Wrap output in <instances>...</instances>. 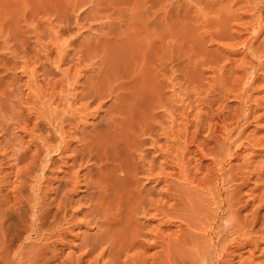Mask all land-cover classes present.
Listing matches in <instances>:
<instances>
[{
	"label": "rangeland",
	"instance_id": "rangeland-1",
	"mask_svg": "<svg viewBox=\"0 0 264 264\" xmlns=\"http://www.w3.org/2000/svg\"><path fill=\"white\" fill-rule=\"evenodd\" d=\"M125 31H129L128 34ZM137 34L148 44L150 42L148 48L147 42L146 47L144 42L140 44ZM127 35H134L140 46L136 39L133 42ZM142 60L146 61L144 65L140 63ZM263 62L264 0H0V204L4 203L5 195L12 193L21 199L15 212L9 209L7 212L10 215L6 220L9 221L4 227L8 228L10 236L4 240L3 264H21L19 254L25 256L28 251H58L60 261L66 260L63 258L69 254L71 259L77 258L85 251L81 249L82 243L93 238L96 228L86 223L89 193L82 184L83 177L90 172L87 170L95 171L93 166L85 165L84 171L78 170L74 156L84 141L102 131L104 136H99L105 137L110 149H117V153L113 150L114 154L118 156L121 149L122 159L137 160L136 165L133 163L136 172L144 173L138 174L135 180L138 188L133 183L132 189L126 187L135 190L133 193L141 192V197L146 196H143L144 201L149 202L146 214L135 215V224L141 234L136 241L143 246L131 250L128 255L133 256L139 249L148 264H264V65L255 67ZM139 63L144 66H141L143 71L135 73V80L133 76V79L128 78L134 83L123 81L126 75L130 77L134 73ZM89 81L94 89L98 85L97 91L100 88L99 98L98 93L94 98L82 95L92 88L91 84H86ZM48 85L52 87L49 89ZM108 88L116 90L117 94L111 90L112 94L108 93ZM96 97L98 100L94 101ZM89 99L91 104L85 109L82 106ZM100 100L104 105L100 102L97 110ZM113 103L119 105L115 107ZM119 109L126 113L119 116L125 117L123 128L120 127L126 137L124 133L113 136L111 131L112 139L116 137L113 141L107 129L113 130L111 123L120 124V118L114 120L112 117V113L118 117ZM51 113L53 121H47ZM106 115H111L114 122L105 118ZM63 119L70 123L65 124ZM100 125L105 127V132ZM33 129L36 135L30 133ZM118 143H124V147ZM127 148L132 149L131 153L138 150V155L133 152L136 155L133 158ZM198 150H203L202 154ZM141 160L147 162L141 164ZM148 167L151 174L147 172ZM144 168H148L147 171ZM76 171L78 185L72 192V181H75L72 176ZM68 177L72 180L69 185ZM12 184H16L14 189L17 190H12ZM119 187L124 188L115 184L116 190ZM67 191L72 200L67 207L70 210L66 211L64 223L59 221L60 225H54L56 208L53 206L57 207L63 197L61 194ZM23 199L29 200V205ZM4 206L0 209L7 211ZM124 206L129 208V204ZM42 211H48L47 220L41 219ZM33 215L36 219L32 227ZM228 217L231 222L226 221ZM67 220L74 223H67ZM53 226L61 229L53 231ZM66 227L70 229L67 231ZM34 229H39L40 235L32 234ZM56 232H65L64 237H56ZM24 234H29V238L25 239ZM2 239L0 237V242ZM16 251L21 253L14 259ZM100 261L99 264H104L106 256Z\"/></svg>",
	"mask_w": 264,
	"mask_h": 264
},
{
	"label": "bare ground",
	"instance_id": "bare-ground-1",
	"mask_svg": "<svg viewBox=\"0 0 264 264\" xmlns=\"http://www.w3.org/2000/svg\"><path fill=\"white\" fill-rule=\"evenodd\" d=\"M134 16V15H133ZM126 28V27H125ZM129 29V28H128ZM127 29V30H128ZM139 29V28H138ZM136 30V29H135ZM131 31V30H130ZM134 31V30H133ZM125 32H127V31H125ZM129 32V31H128ZM128 32H127V34H128ZM137 32V31H136ZM148 32V31H147ZM114 33V32H113ZM132 33V32H131ZM130 33V34H131ZM120 34V33H119ZM123 34V33H122ZM133 34V33H132ZM134 34H136V33H134ZM121 35V34H120ZM138 35V34H137ZM142 35V33L140 34V36ZM145 35V34H144ZM147 35V34H146ZM123 37V36H122ZM124 37H125V35H124ZM127 37H128V35H127ZM127 37L125 38V39H127ZM130 38H132L131 40L134 42L135 40L134 39H136V41H137V44H138V46H140V44H142V42H144V47H146L147 45V47L146 48H148L149 47V44H150V42H149V44H148V42H147V40H146V42H145V40H143L142 39V37H141V39L139 38V35H138V38H139V41H140V44H139V41H138V39L136 38V37H134V35L131 37V35L129 36ZM128 37V38H129ZM120 39V38H119ZM122 39H124V38H122ZM124 39V40H125ZM145 39H146V36H145ZM126 41V40H125ZM124 41V42H125ZM142 41V42H141ZM148 41H149V39H148ZM152 41V40H151ZM126 43V42H125ZM124 43V44H125ZM128 43H129V46H130V43H131V41H128ZM145 43H146V46H145ZM117 44V43H116ZM127 44V43H126ZM132 45H133V43H132ZM131 47V46H130ZM129 47V48H130ZM134 47V46H133ZM123 48H125V47H123ZM132 48V47H131ZM136 48V47H135ZM145 48V49H146ZM151 48V47H150ZM114 49H116V48H114ZM134 49V48H133ZM138 49V48H137ZM139 49H143V47L142 48H139ZM122 50V49H121ZM135 50V49H134ZM133 50V51H134ZM123 51H125V50H123ZM130 51V50H129ZM137 51V50H136ZM150 51V50H149ZM142 52V51H141ZM143 52H145V51H143ZM119 53H121V52H119ZM126 53V52H125ZM134 53H135V51H134ZM135 54H137V53H135ZM152 54V53H151ZM112 56V55H111ZM117 56V55H116ZM125 57V56H124ZM127 57V56H126ZM129 57H131V56H129ZM133 58V57H132ZM135 58V57H134ZM103 59V58H102ZM142 59V58H141ZM136 60V59H135ZM138 60H140V57H139V59ZM132 61V60H131ZM146 62V61H145ZM145 62H143V60L140 62L141 64H145ZM103 63V62H102ZM112 63V62H111ZM115 63V62H114ZM134 63V62H133ZM139 63V64H140ZM251 63V62H250ZM110 64V63H109ZM116 64V63H115ZM128 64V63H127ZM137 65L138 67L134 70V73L130 76V77H127V75H126V77L123 79V81L125 80V79H127L128 80V83H130L131 82V80L130 79H133L134 77H136L137 76V74L135 75V73H140V71H143V70H141L142 68H141V66L142 67H144L143 65ZM147 64V63H146ZM101 65V64H100ZM102 65H104V63L102 64ZM112 65V64H111ZM114 65V64H113ZM263 65H264V62L263 63H260V64H257L255 67H256V69L258 68V67H263ZM134 66V65H133ZM140 66V67H139ZM252 67V66H251ZM147 68V67H146ZM155 68V67H154ZM254 68V67H253ZM126 69H128V68H126ZM125 69V70H126ZM131 69H133V68H131ZM145 69V68H144ZM153 69V68H152ZM252 69V68H251ZM98 70H100V69H98ZM129 70V69H128ZM147 70V69H146ZM127 71V70H126ZM116 72V71H115ZM254 72H255V69H254ZM114 73V72H113ZM127 73V72H126ZM125 73V74H126ZM153 73V72H152ZM115 74V73H114ZM121 74V73H120ZM135 75V76H134ZM140 75V74H139ZM96 76V75H95ZM105 76V75H104ZM108 76V75H107ZM111 76H113V74L111 75ZM133 76V78H131ZM93 77V76H92ZM122 77H124V76H122ZM139 77V76H138ZM137 77V78H138ZM115 78V77H114ZM128 78H130V79H128ZM136 78V79H137ZM145 78V77H144ZM93 79V78H92ZM91 79V80H92ZM105 79V78H104ZM140 79H141V77H140ZM108 79L106 78V81H107ZM114 80V79H113ZM119 80V79H118ZM126 80V81H127ZM133 80H135V78L133 79ZM138 80V79H137ZM109 81V80H108ZM125 81V82H126ZM263 81V80H262ZM97 82V81H96ZM96 82H95V86H96ZM115 82H116V78H115ZM119 82V81H118ZM125 82H122V83H125ZM87 83H89V84H91V86L93 85L92 83H90V81L89 82H86V84ZM127 83V82H126ZM132 84L134 83V82H131ZM109 83L107 82V85H108ZM111 84V83H110ZM116 84V83H115ZM119 84V83H118ZM117 84V85H118ZM80 85V84H79ZM106 85V86H107ZM122 85H124V84H122ZM87 86V85H86ZM90 86V87H91ZM94 86V87H95ZM98 86V85H97ZM96 86V87H97ZM101 86V85H100ZM120 86H121V84H120ZM125 86V85H124ZM48 87H49V85H48ZM50 87H52V86H50ZM50 87H49V89H50ZM84 88H85V85L83 86ZM82 87V88H83ZM88 87V86H87ZM96 87H95V89L93 88V86H92V88L90 89L89 87H88V89H90L89 91H88V89L86 90V91H88L87 93H84V94H82V95H85L86 96V94H88L87 96L88 97H92V98H94L95 96V93L97 94L98 92H99V90H100V88H98L99 90L97 91L96 90ZM116 87V86H115ZM119 87V86H118ZM101 88H102V86H101ZM120 88V87H119ZM119 88H118V90H119ZM122 88V87H121ZM124 88V87H123ZM126 88V87H125ZM129 88V87H128ZM142 88H143V86H142ZM219 88V87H218ZM48 89V88H47ZM93 89V91H91ZM107 89V88H106ZM109 89V88H108ZM113 89V88H112ZM82 90V89H81ZM85 90V89H84ZM102 90V89H101ZM111 89H109L108 91V93H110L111 91H110ZM121 90H123V89H121ZM106 91L107 90H105V91H103L104 93L103 94H105L106 93ZM116 91V90H115ZM115 91H112V92H115ZM128 91V90H127ZM215 91V90H214ZM81 92V91H80ZM85 92V91H84ZM112 92H111V94H112ZM122 91H120V93H121ZM128 92H130V91H128ZM127 92V93H128ZM49 93H51L52 94V91L51 92H49ZM116 93V92H115ZM119 93V92H118ZM122 93H124V92H122ZM126 93V92H125ZM124 93V94H125ZM141 93V92H140ZM145 93V92H144ZM117 94V93H116ZM45 95V94H44ZM59 95H61V94H59ZM79 95H80V93H79ZM99 95V93L97 94V96ZM100 95H101V93H100ZM107 95V94H106ZM110 95V94H109ZM108 95V96H109ZM121 95V94H120ZM126 95V94H125ZM227 95V94H226ZM233 95V94H232ZM43 96V95H42ZM47 96V95H46ZM49 96V95H48ZM51 96V95H50ZM52 96H54V94L52 95ZM75 96H76V94H75ZM94 96V97H93ZM103 96V95H102ZM124 95H122V97H123ZM127 96H129V95H127ZM44 97V96H43ZM60 97H62V96H60ZM41 98V97H40ZM48 98V97H47ZM65 98V97H64ZM63 98V99H64ZM83 98V97H82ZM97 98V97H96ZM98 98H99V96H98ZM98 98L97 99H95L94 101H96V100H98ZM101 98V97H100ZM105 98V97H104ZM114 98V97H113ZM117 98V97H116ZM119 98V97H118ZM117 98V99H118ZM134 98H136V97H134ZM46 99V98H45ZM44 99V100H45ZM55 99H56V97H55ZM62 99V100H63ZM72 99L73 100H75V97H72ZM80 99V98H79ZM85 99V98H84ZM84 99H82V100H84ZM121 99V98H120ZM128 99V98H127ZM138 99V98H137ZM136 99V100H137ZM216 99V98H215ZM41 100H42V98H41ZM52 100V99H51ZM50 100V101H51ZM78 100V97H77V99H76V101ZM85 100H88L87 98L85 99ZM93 99H91V101H92ZM102 100H103V98H102ZM102 100H100V101H98L99 102V104L97 103L96 104V106H98L97 108V110H99L100 109V107L99 106H101L100 105V102L102 101ZM105 100V99H104ZM133 100V99H132ZM40 101V100H39ZM54 101V100H53ZM58 101H60V100H58ZM75 101V103H77ZM79 101H81V100H79ZM110 101V100H109ZM118 101H119V99H118ZM125 101V100H124ZM129 101H130V99H129ZM128 101V102H129ZM48 102H49V100H48ZM48 102H47V105H48ZM60 102H63V101H60ZM72 102V101H71ZM70 102V103H71ZM88 103H86V104H84V106H82V107H84L85 109H87L88 107H89V105L91 104L90 103V99H89V101H87ZM70 103H69V105H70ZM74 103V104H75ZM102 103V102H101ZM122 103H123V101H122ZM130 103V102H129ZM46 104V103H45ZM52 104V103H51ZM65 104V103H64ZM71 104H73V103H71ZM103 105H104V103H102ZM112 104V103H111ZM115 103H113V105H114ZM50 105V104H49ZM48 105V106H49ZM62 105V104H61ZM116 105L118 106L119 105V103L117 104H115L114 106L116 107ZM123 105V104H122ZM124 105H126V104H124ZM72 106V105H71ZM129 106V105H128ZM127 106V107H128ZM69 107V106H68ZM111 107V106H110ZM110 107H108V108H110ZM113 107V106H112ZM115 107H113V108H115ZM126 107V106H125ZM132 107V106H131ZM42 108V107H41ZM48 108V107H47ZM70 108V107H69ZM74 108V107H73ZM83 108V111L85 110ZM113 108H111V111L112 110H114ZM119 108V107H118ZM121 108V107H120ZM123 108H124V106H123ZM126 109V108H125ZM128 109V108H127ZM126 109V110H127ZM135 109V108H134ZM74 110H77L76 108L74 109ZM95 110H96V107H95ZM120 111H118L117 110V113L116 114H118V117L116 116V118H115V113H114V116H113V113H112V117H114V120L115 119H117V118H120V119H118V120H121V122H119L120 124H115L114 125V120L113 119H110V117H111V115H110V117H108V115H106L105 116V118H109L110 119V121H112V122H114V123H111L110 121V123H111V125L113 124V130L111 129V128H108V126H106V128H108L107 130H109V132H108V134L110 135V132L111 131H113V132H111L112 133V135L113 136H121L123 133H124V136H125V132L123 131V123H122V121L123 120H125L124 118H121V117H119L120 115H122L123 114V112L125 113V111H123V109H119ZM130 110V109H129ZM47 111V110H46ZM81 111H82V109H81ZM82 111V112H83ZM86 111V110H85ZM68 112H69V109H68ZM72 112V110L70 111V113ZM74 112V111H73ZM114 112H115V110H114ZM34 113V112H33ZM74 113H76V111L74 112ZM96 113V112H95ZM94 113V114H95ZM106 113V112H105ZM109 113V112H108ZM130 113V112H129ZM129 113H127V115L129 114ZM63 114V113H62ZM71 114H73V113H71ZM83 114H84V112H83ZM126 114V113H125ZM150 114V113H149ZM241 114V113H240ZM77 115H81L80 114V112H78L77 113ZM132 114L130 113L129 114V116H131ZM244 115V114H243ZM47 116V115H46ZM61 116V115H60ZM71 116V115H70ZM69 116V117H70ZM73 116V115H72ZM72 116H71V118H72ZM48 117H50L51 119H49ZM47 117V121L48 120H52V118H54V117H52V113H51V116H48ZM74 117V116H73ZM111 117V118H112ZM128 117V116H127ZM146 117V116H145ZM241 117V116H240ZM39 118V117H38ZM59 118V117H58ZM80 118V117H79ZM239 118V117H238ZM60 119V118H59ZM68 119V118H67ZM130 120H131V117L129 118ZM73 120V119H72ZM127 120V119H126ZM153 120V119H152ZM53 121V120H52ZM61 121V120H60ZM62 121H64V119L62 120ZM70 121V120H69ZM79 121V120H78ZM77 121V122H78ZM105 120L103 119V122H104ZM108 121V120H107ZM145 121V120H144ZM75 122V121H74ZM86 122V121H85ZM109 122L107 123V125L109 124ZM64 123H65V121H64ZM66 123H70V122H66ZM65 123V124H66ZM101 123V122H100ZM99 123V124H100ZM106 123V122H105ZM126 124H128L127 122H125ZM148 123V122H147ZM49 124H51V122L49 123ZM48 124V125H49ZM57 123H54V125H56ZM59 124H60V122H59ZM140 124V123H139ZM150 124V123H149ZM151 124H153V123H151ZM206 124V123H205ZM73 125V124H72ZM98 125V124H97ZM103 125V124H102ZM106 125V124H105ZM105 125H103V126H105ZM120 125H122V128L120 127ZM82 126V125H81ZM96 126V125H95ZM94 126V127H95ZM99 126V125H98ZM101 126V125H100ZM103 126H101V128L103 127ZM129 126V125H128ZM127 125H126V127H128ZM213 126V125H212ZM53 127V126H52ZM63 127V126H62ZM77 127V126H76ZM151 127V126H150ZM54 128H55V126H54ZM71 128H73L72 126H71ZM83 128V127H82ZM96 128V127H95ZM98 128V127H97ZM153 128H154V126H153ZM57 129V128H56ZM102 129H104V132L106 131L105 130V127L104 128H102ZM102 129H100L99 128V130L100 131H102ZM138 129H140V128H138ZM204 129V128H203ZM217 129V128H216ZM39 130V129H38ZM59 130V129H58ZM58 130H57V132H58ZM77 130V129H76ZM94 130V129H93ZM91 131V132H93V133H95V131ZM96 130V129H95ZM98 129H97V131H99ZM143 129H141V131H142ZM202 130V129H201ZM209 130V129H208ZM40 131V130H39ZM60 131V134H61V131L62 130H59ZM75 131V130H74ZM99 131V132H100ZM129 131V130H128ZM34 132V129H33V131L32 132H30V133H33ZM98 132V133H99ZM103 132V131H102ZM102 132L101 133H99V134H97V135H94L90 140H87V141H84V143L82 144V146L80 147V149H79V151H78V153L77 154H75V156H74V165H76L78 168V170L79 169H83V171H84V168H85V166H93L92 168H93V170L95 171V173H93V172H91V170H87L89 173H87V171H86V175L83 177L84 178V184H82L84 187H85V190H87L88 191V195H89V200H88V203H89V206L87 207V212L88 213H86L87 215H86V217L88 218L87 219V221H86V223L88 224V225H94L93 226V228L95 227L96 229V232L92 235V237L93 238H91L90 240H85V242H81L82 244V248L81 247H79V248H81V249H84L85 251L84 252H81V254L79 255V256H76L77 258H74V259H71V258H73V257H71L70 256V254L68 255V256H70V257H68L67 256V258L69 259H67V258H63V259H66V260H63V261H60V256H59V254L57 253L58 251H55L54 252V250L53 251H51V252H49V251H47V252H49V254H47V252H45V251H39V252H31V253H28V252H30V251H28L29 250V248H28V252H27V254L24 256L23 254H19V252L18 251H16V253L15 254H13V257H14V259L15 258H17L18 257V254H19V259H20V263L21 264H83V263H87V264H99V261L100 260H102L103 258H104V256H106V259H107V261L106 262H103L104 264H126V263H128V262H131L130 264H148V261H147V259L146 258H144L143 257V254H140L139 253V249H138V251L136 252V253H134L133 254V256H131V255H128V252H130L131 250H133V249H136L138 246H141L142 244H140V245H138V242L136 241L137 239H139L138 237H140L141 238V234L138 232V227L136 226V224H135V217L139 214V212H141V213H143V214H146L147 212H148V209L146 208V205L149 203L148 201V203H146V201H144L145 200V198H143V196L144 197H146L145 195H143L142 197H141V192L139 193L138 191L140 190V189H136V191L139 193H137L136 194V192H134L133 193V191H135V190H131L132 188V183L136 186L137 184L135 183L136 181H137V176H138V174H140V173H143L142 171H140V167L142 168L143 167V165L141 166L140 165V167H138V170L140 171V173L138 172H136V166H134V164L137 162V160L134 162V160L135 159H132V158H130L128 155H127V157H129L130 159H132V161H130V160H125L124 159V157H123V159H122V156H121V149L120 150H118V152H119V157L117 156V149L115 150V149H113V150H115V154H114V152H113V150L112 149H110V145H108V144H110V143H106V140L104 141V138L105 137H103V138H101V136H104V135H102ZM145 132V131H144ZM143 132V133H144ZM152 132H153V130H152ZM151 132V133H152ZM63 133V132H62ZM75 133V132H74ZM116 133V134H115ZM132 133V132H131ZM130 133V134H131ZM142 133V132H141ZM208 133V132H207ZM214 133V132H213ZM34 134V133H33ZM39 134H41V133H39ZM55 134H57L58 135V133H55ZM84 134H86V133H84ZM91 133H89V135H90ZM106 135V133H105V135H106V137H108L109 135ZM129 134V133H128ZM145 134V133H144ZM211 134V133H210ZM34 135H36V134H34ZM34 135H32V136H34ZM61 135H63V134H61ZM87 135V134H86ZM99 135H101V136H99ZM112 135H110L111 136V138H110V136H109V139H112L113 137H112ZM134 135V134H133ZM140 135V134H139ZM48 136V135H47ZM92 136V135H91ZM90 136V137H91ZM123 136V135H122ZM128 136V135H127ZM137 136V135H136ZM135 136V137H136ZM30 137V136H29ZM35 138H36V136H34ZM42 137H44V136H42ZM41 137V139H43ZM126 137V136H125ZM130 138H131V136H129ZM132 137H134V136H132ZM142 137V136H141ZM212 137H214V136H212ZM32 138V137H31ZM34 138V139H35ZM61 138H64V136L63 137H61ZM88 138V137H87ZM116 138V137H115ZM114 138V139H115ZM124 138V137H123ZM122 138V139H123ZM139 138V137H138ZM191 138H192V136H191ZM190 138V139H191ZM80 139V138H79ZM78 139V140H79ZM83 139H85V138H83ZM114 139H112L113 141H114ZM119 138H117L116 139V141L118 140ZM120 139H121V137H120ZM32 140V139H31ZM63 140V139H62ZM111 140V141H112ZM126 140V139H125ZM131 140V139H130ZM35 142H38V141H36V140H34ZM33 141V142H34ZM43 141V140H42ZM69 141V140H68ZM44 142V141H43ZM63 142V141H62ZM62 142H61V144H62ZM108 142H110V141H108ZM128 142H129V140H128ZM178 142V141H177ZM39 143V142H38ZM120 143V142H119ZM117 144V145H121L122 144V146L124 147V143H121V144ZM134 143V142H133ZM34 144V143H33ZM45 145L47 144V143H44ZM60 145V144H59ZM108 145V146H107ZM126 146L128 145V144H125ZM198 145V144H197ZM204 145V144H203ZM209 145V144H208ZM217 145V144H216ZM33 146V145H32ZM47 146V145H46ZM64 146V145H63ZM67 146V145H66ZM116 146V145H115ZM118 146V147H119ZM130 146H132V147H134L133 145H130ZM136 146V145H135ZM185 146H186V144H185ZM184 146V147H185ZM71 147V146H70ZM200 147V146H199ZM202 147V146H201ZM200 147V148H201ZM45 148V147H44ZM58 148H60V147H58ZM72 148V147H71ZM121 148V147H120ZM129 148V147H128ZM128 148L126 149L127 150V152L130 150V151H132V149L130 148L129 150H128ZM135 148H138L137 146L135 147ZM134 148V149H135ZM140 148H141V146H140ZM197 148V147H196ZM199 148V149H200ZM218 148V147H217ZM68 149V148H67ZM62 150V152H63V149H61ZM123 151H125L124 150V148L122 149ZM135 150H137V149H135ZM66 151V150H65ZM68 151V150H67ZM66 151V152H67ZM122 151V152H123ZM129 151V152H130ZM198 151H201V152H199V153H201L202 154V151L203 150H198ZM215 151H216V149H215ZM23 152V151H22ZM25 152V151H24ZM24 152H23V154H24ZM60 152V151H59ZM134 153H135V151H133ZM133 152L131 153V154H133ZM139 151L137 150L136 151V153L135 154H137ZM229 152V151H228ZM121 153V154H120ZM123 153H125V152H123ZM130 153H128V154H130ZM135 154H133V158H134V155ZM145 154V153H144ZM18 155V154H17ZM21 155V154H20ZM36 155V154H35ZM60 155V154H59ZM70 155V154H69ZM123 155V154H122ZM138 155V154H137ZM204 155V154H203ZM19 156V155H18ZM25 156V155H24ZM23 156V157H24ZM70 156H72V154L70 155ZM69 156V157H70ZM124 156V155H123ZM136 156V155H135ZM142 158H143V156L142 155H140ZM147 156V155H146ZM26 157V156H25ZM61 157V156H60ZM73 157V156H72ZM126 157V158H127ZM208 157V156H207ZM6 158V157H5ZM19 158H22V157H19ZM61 158H67V156L66 157H61ZM128 158V159H129ZM16 159H18L17 157H16ZM24 159V158H23ZM70 159V158H69ZM141 159V158H140ZM144 159V158H143ZM20 160V159H19ZM61 160V159H60ZM72 160V159H71ZM139 160V159H138ZM166 160V159H165ZM16 161V160H15ZM57 161V160H56ZM19 162V161H18ZM60 162V161H59ZM131 162V163H130ZM139 162H140V160H139ZM145 162V161H144ZM144 162H142V160H141V164H143ZM147 162V161H146ZM145 162V163H146ZM216 162V161H215ZM32 163H34V162H32ZM63 163V162H62ZM134 163V164H133ZM151 162H149V164H150ZM133 164V165H132ZM171 164V163H170ZM30 165H32V166H34L33 164H30ZM63 165V164H62ZM72 164H70V167H73L74 168V166H71ZM83 165H85L84 167H83ZM136 165V164H135ZM137 165H139V164H137ZM145 165V164H144ZM148 165V164H147ZM177 165V164H176ZM67 166V165H66ZM150 166V165H149ZM11 167V166H10ZM34 168V167H33ZM149 168V167H148ZM148 168H144L145 169V171H147V169ZM20 169V168H19ZM75 169V168H74ZM76 169V170H77ZM86 169V168H85ZM144 169H143V171H144ZM142 170V169H141ZM24 171V170H23ZM73 171H75V170H73ZM82 171V172H83ZM149 171H151V169L149 168L148 169V174L150 173ZM160 171V170H159ZM73 173V172H72ZM71 173V174H72ZM90 173H92V174H90ZM137 173V174H136ZM20 174H21V172H19V175L18 176H20ZM23 174V173H22ZM69 175V176H72V175ZM144 174V173H143ZM142 174V175H143ZM151 174V173H150ZM244 174V173H243ZM247 174H250V173H248L247 172ZM24 175V174H23ZM73 175L74 176H72V178H73V180H75L74 182L72 181V180H69V177L67 178L68 180V184L67 185H69V181H72V183H73V185H71V186H73V190H71L72 192L75 190V188H76V186L78 185V178H79V175H78V171H76V172H74L73 173ZM141 175V174H140ZM139 175V176H140ZM146 175H147V173H146ZM154 175V174H153ZM157 176H158V174H156ZM228 175V174H227ZM245 175V174H244ZM17 176V175H16ZM26 176H29V177H31V175H26ZM33 176L34 175H32V178H33ZM148 176V175H147ZM259 176V175H258ZM28 177V178H29ZM35 177V176H34ZM135 177H136V179H135ZM156 177V176H155ZM20 178V177H19ZM80 178H81V176H80ZM140 178V177H139ZM70 179H71V177H70ZM83 180V179H82ZM136 180V181H135ZM66 181V182H67ZM222 181V180H221ZM20 182V181H19ZM18 182V183H19ZM1 183V182H0ZM2 183H4V182H2ZM21 183H22V181H21ZM25 183V182H24ZM64 183V182H63ZM138 183V182H137ZM206 183V182H205ZM23 184V183H22ZM22 184H21V186H22ZM115 184L117 185V184H120V185H122V186H124V188L123 187H121V188H123V190H121L120 189V187H119V189H120V192L119 191H117V190H119L118 188H117V190H116V188H115ZM13 185V189L12 190H17V189H14V186H16V184L14 185V184H12ZM65 186H67L66 184H64ZM80 185V184H79ZM229 185V184H228ZM2 186V185H1ZM19 186V185H18ZM17 186V187H18ZM21 186H19L20 188H21ZM127 186H129V188H131V189H128V188H126ZM18 187V188H19ZM135 187H133V189H134ZM136 188H138L137 186H136ZM2 189H4V188H2ZM9 189H10V186H9ZM24 189H25V187H24ZM126 189H128L127 191H126ZM11 190V191H12ZM22 190V192H23V189H21ZM21 190H19V192L21 191ZM57 190H59V189H57ZM125 190V191H124ZM2 191H4V190H2ZM141 191V190H140ZM151 191V190H150ZM1 192V191H0ZM13 192H17V191H13ZM19 192H17V193H19ZM21 192V193H22ZM84 192V191H83ZM86 192V191H85ZM143 192H145V191H143ZM234 192H235V190H234ZM59 193V192H58ZM64 193V192H63ZM151 193V192H150ZM56 194V193H55ZM61 194V193H60ZM145 194V193H144ZM149 194V193H148ZM23 195V194H22ZM58 195V194H57ZM153 195H154V193H153ZM232 195V194H231ZM61 196H63L62 198L60 197V202L59 203H57L58 205H57V207H55V206H53L54 208H56L55 210H54V214H53V224L54 225H56V224H58V222L59 221H64L65 222V214L67 213L66 211L67 210H70V209H67V207L71 204V197H70V194H69V191H67L65 194H61ZM158 196V195H157ZM171 196V195H170ZM23 197H25V196H23ZM160 197V196H159ZM263 197V196H262ZM20 197L19 196H16V194L15 193H12V195H5L4 196V199H2V201L4 202V203H1L0 204V206L2 205V206H4V204H5V206L4 207H6V209H7V211H4V210H1V211H3L1 214H0V237H2V238H4V239H2L3 241H1L0 242V264H3V258H4V254H5V242H4V240H6V237L7 236H10V235H7V229H6V227H4L6 224V221H9V220H6L7 218H8V216L10 215H8V211L9 210H15V209H17V206H19V202H20V200L21 199H19ZM59 198V197H58ZM26 199H27V197H26ZM44 199V198H43ZM56 199H57V197H56ZM128 199H130L131 201H133L132 203H134V204H132L131 205V202L129 203V200ZM154 199V198H153ZM152 199V200H153ZM156 199H158V198H156ZM164 199V198H163ZM25 199H23V201H24ZM54 200V199H53ZM57 200H59V199H57ZM0 201H1V199H0ZM22 201V202H23ZM35 201V200H34ZM44 201V200H43ZM52 201V200H51ZM86 201V200H85ZM237 201V200H236ZM21 202V205L25 202L26 204H28L29 205V200H28V202L25 200L23 203ZM40 202V201H39ZM39 202H37V203H39ZM52 202H54V201H52ZM152 202V201H151ZM159 202V201H158ZM221 202V201H220ZM229 202V201H228ZM6 203H10V206L8 207V206H6ZM32 203H34L33 201H32ZM45 203V202H44ZM160 203V202H159ZM230 203V202H229ZM234 203H235V201H234ZM34 204H36V203H34ZM34 204H32L33 205V207H34ZM125 204H129V208H127L126 206H124ZM156 204V203H155ZM222 204V203H221ZM231 204V203H230ZM230 204H228V205H230ZM237 204H238V202H237ZM27 205V206H28ZM31 205V204H30ZM40 205V204H39ZM38 205V206H39ZM48 205H51V204H47V206ZM55 205V204H54ZM131 205V206H130ZM149 205V204H148ZM161 205V204H160ZM227 205V206H228ZM26 205L24 206V207H27ZM46 206V207H47ZM83 206H86V204L85 205H83ZM135 206V207H134ZM150 206H152V204L150 205ZM21 207V209H22V207L23 206H20ZM32 207V206H31ZM42 207L43 206H41V210H43L42 209ZM51 207V206H50ZM49 207V208H50ZM53 207H51L50 209H52ZM81 207V206H80ZM149 207V206H148ZM159 206H157L156 208H158ZM229 207V206H228ZM234 207V206H233ZM19 208V207H18ZM29 208V207H28ZM49 208H47V209H49ZM154 208V207H153ZM160 208V207H159ZM2 209H4V208H2ZM5 209V210H6ZM9 209V210H8ZM21 209H20V211H21ZM30 209V208H29ZM38 209H39V207H38ZM46 208H45V210H47ZM49 209V210H50ZM86 209V208H85ZM151 209V208H150ZM219 209V208H218ZM258 209V208H257ZM23 210V209H22ZM34 210H36V209H34ZM40 210V209H39ZM76 210V209H75ZM155 210V209H154ZM171 210V209H170ZM236 210V209H235ZM24 211V210H23ZM85 211V210H84ZM157 211V210H156ZM218 211V210H217ZM234 211V210H233ZM13 212H15V211H13ZM12 212V213H13ZM22 212V211H21ZM21 212H19V214L21 213ZM40 212V211H39ZM38 212V213H39ZM43 212V211H42ZM41 212V219H46V214L48 213V211H45V212H43L42 213ZM47 212V213H46ZM78 212V211H77ZM86 212V211H85ZM84 212V213H85ZM159 212H161L160 210H159ZM159 212H157V213H159ZM229 212V211H228ZM239 212V211H238ZM10 213V212H9ZM35 213V212H34ZM38 213H37V215H38ZM138 213V214H137ZM162 213V212H161ZM166 213V212H165ZM17 217H20V216H18V213H14ZM22 214V213H21ZM137 214V215H136ZM12 215V214H11ZM31 215V214H30ZM40 215V214H39ZM49 216H50V214H48ZM52 215V214H51ZM136 215V216H135ZM230 215H232L231 213H230ZM229 215V216H230ZM254 215H255V213H254ZM35 216L36 215H33L32 216V220H31V222H30V226H35L34 225V222H35ZM66 216H69L70 217V214L68 215H66ZM72 216V215H71ZM74 216V215H73ZM84 216V215H83ZM141 216H142V214H141ZM147 216V215H146ZM162 216V215H161ZM166 216V215H165ZM227 216V215H226ZM11 217V216H10ZM23 217H25V216H23ZM154 217V216H153ZM171 217V216H170ZM233 217H234V214H233ZM233 217H232V219H233ZM238 217V216H237ZM254 217V216H253ZM256 217V216H255ZM27 218V217H26ZM47 218H49V217H47ZM71 218V217H70ZM145 218V217H144ZM221 218V217H220ZM234 218H236V217H234ZM10 219V218H9ZM28 219V218H27ZM30 219H31V217H30ZM67 219H69V218H67ZM83 219H86L85 217L83 218ZM82 219V220H83ZM245 219V218H244ZM257 219V218H256ZM47 220V219H46ZM50 220V219H49ZM82 220H80V221H82ZM137 220V219H136ZM255 220V219H254ZM27 221H29V220H27ZM27 221H25V222H27ZM39 221V220H38ZM68 221V220H67ZM71 221V220H70ZM75 221V220H74ZM213 221V220H212ZM226 221H229V222H231L232 220H231V218H229L228 217V219L226 220ZM22 222V221H21ZM63 222V223H64ZM71 222H73V221H71ZM71 222H67V223H71ZM228 222V223H229ZM8 223V222H7ZM23 223V222H22ZM45 223H47L46 221H45ZM74 223V222H73ZM81 223V222H80ZM85 222L83 221V224H84ZM140 223V222H139ZM165 223V222H164ZM168 223V222H167ZM234 223H236L235 221H234ZM5 224V225H4ZM17 224H19V223H17ZM37 224V223H36ZM40 224H42L41 222H40ZM40 224H38V225H40ZM52 224V225H53ZM62 224V223H61ZM233 224V223H232ZM24 225V224H23ZM26 225V224H25ZM44 225V224H43ZM58 225H60V224H58ZM87 225V226H88ZM207 225V224H206ZM234 225H237V224H234ZM252 225H253V223H252ZM20 226V225H19ZM46 226V225H45ZM69 226V225H68ZM74 226V225H73ZM85 226V225H84ZM147 226V225H146ZM239 226V225H238ZM15 227V226H14ZM38 227H40V226H38ZM37 227V228H38ZM43 227V226H42ZM59 226H57V228H58ZM90 226H88V228H89ZM136 227H137V229H136ZM225 227V226H224ZM231 227V226H230ZM234 227V226H233ZM13 228V227H12ZM16 228V227H15ZM28 228V227H27ZM47 228V227H46ZM53 229V231H55L57 228L55 227V229H54V226L52 227ZM262 228V227H261ZM29 230L31 229V228H28ZM33 229V228H32ZM40 230H41V228H39ZM39 229H34L33 231H32V234H34V235H38L39 233H38V230ZM43 229V228H42ZM58 229H61V227L60 228H58ZM64 229V228H63ZM62 229V230H63ZM66 229H67V227H66ZM68 229H70L69 227H68ZM68 229H67V231H68ZM263 229H264V227H263ZM17 230V229H16ZM27 230V229H26ZM25 230V231H26ZM39 230V231H40ZM46 230V229H45ZM50 230V229H49ZM65 230V229H64ZM234 230V229H233ZM23 231H24V229H23ZM24 231V232H25ZM42 231H44V230H42ZM56 231H58V230H56ZM66 231V232H67ZM71 231V230H70ZM120 231L121 232H123V234L124 235H122V233H120ZM146 231V230H145ZM145 231H144V233H145ZM236 231V230H235ZM242 231V230H241ZM257 231V230H256ZM10 232V231H9ZM19 231H17V233H18ZM27 232V231H26ZM25 232V233H26ZM59 232V231H58ZM58 232H56V237H64V234H65V232L64 233H58ZM63 232V231H62ZM14 233V232H13ZM29 233V232H28ZM31 233V232H30ZM51 233H53V232H51ZM68 233V232H67ZM143 233V232H142ZM148 233V232H147ZM158 233V232H157ZM23 234V233H22ZM21 234V235H22ZM43 234V233H42ZM49 234V233H48ZM263 234V233H262ZM19 235V234H18ZM25 235V234H24ZM28 235L29 234H27V236H26V238L25 239H28L29 237H28ZM40 235V234H39ZM51 235H53V234H51ZM145 235V234H144ZM155 235V234H154ZM264 235V234H263ZM66 236V235H65ZM257 236V235H256ZM17 237V236H16ZM24 237V236H23ZM36 237V236H35ZM39 237V236H38ZM48 237V236H47ZM121 237H125V238H121ZM260 237V236H259ZM162 238V237H161ZM38 239V238H37ZM36 239V240H37ZM89 239V238H88ZM9 240V239H8ZM24 240V239H23ZM45 240V239H44ZM47 240V239H46ZM144 239H142V241H143ZM225 240V239H224ZM31 241V240H30ZM222 241V240H221ZM28 242V241H27ZM59 242V241H58ZM146 242V241H145ZM214 242V241H213ZM49 243V242H48ZM163 243V242H162ZM210 243V242H209ZM225 243V242H224ZM228 243V242H227ZM7 244V243H6ZM44 244H46V243H44ZM56 244V243H55ZM61 244V243H60ZM167 244V243H166ZM211 244V243H210ZM218 244V243H217ZM147 245V244H146ZM152 245V244H151ZM212 245V244H211ZM143 246V245H142ZM215 246V245H214ZM239 246V245H238ZM30 247V246H29ZM48 247V246H47ZM221 247V246H220ZM21 248V247H20ZM31 248V247H30ZM143 248H145V247H143ZM160 248V247H159ZM214 248V247H213ZM219 248V247H218ZM227 248V247H226ZM24 249V248H23ZM41 249V248H40ZM46 249V248H45ZM45 249H43V250H45ZM163 249V248H162ZM20 250V249H19ZM50 250V249H49ZM51 250H52V248H51ZM58 250V249H57ZM80 250V249H79ZM169 250V249H168ZM213 250V249H212ZM24 251V250H23ZM22 251V252H23ZM33 251V250H32ZM36 251H37V249H36ZM61 251V250H60ZM159 251V250H158ZM216 251V250H215ZM11 252V251H10ZM15 252V251H14ZM135 252V251H134ZM21 253V252H20ZM24 253H26V252H24ZM217 253V252H216ZM225 253V252H224ZM11 254V253H10ZM164 254V253H163ZM167 254V253H166ZM199 254H200V252H199ZM222 254V253H221ZM94 255V256H93ZM128 255V256H127ZM130 256V257H129ZM155 256H156V254H155ZM154 256V257H155ZM164 256V255H163ZM6 257V256H5ZM12 257V258H13ZM146 257V256H145ZM151 257V256H150ZM160 257V256H159ZM168 257V256H167ZM202 257V256H201ZM211 257V256H210ZM25 258V260H22V259H24ZM132 258H134L135 260H133ZM138 260H137V259ZM147 258H148V256H147ZM152 258H153V256H152ZM166 258V257H165ZM86 259H90V260H86ZM122 259L124 260L123 262H122ZM150 259V258H149ZM154 259V258H153ZM159 259V258H158ZM175 259V258H174ZM168 260V259H167ZM220 260V259H219ZM11 261H12V259H11ZM57 261H59V262H57ZM152 261H154V260H152ZM161 261V260H160ZM178 261V260H177ZM196 261V260H195ZM200 261V260H199ZM201 261H203V260H201ZM16 262V261H15ZM100 262H102V261H100ZM155 262V261H154ZM198 262V261H197ZM152 263V262H151ZM157 263V262H156ZM160 263H162V262H160ZM191 263H193V262H191ZM199 263V262H198ZM212 263V262H211ZM150 264V263H149ZM158 264H159V262H158ZM165 264V263H164ZM194 264V263H193ZM196 264V263H195Z\"/></svg>",
	"mask_w": 264,
	"mask_h": 264
}]
</instances>
